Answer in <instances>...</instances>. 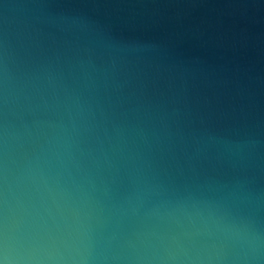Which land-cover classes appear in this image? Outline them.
<instances>
[{
    "label": "clouds",
    "instance_id": "clouds-1",
    "mask_svg": "<svg viewBox=\"0 0 264 264\" xmlns=\"http://www.w3.org/2000/svg\"><path fill=\"white\" fill-rule=\"evenodd\" d=\"M162 50L0 0V264H264V101L206 121Z\"/></svg>",
    "mask_w": 264,
    "mask_h": 264
},
{
    "label": "water",
    "instance_id": "water-1",
    "mask_svg": "<svg viewBox=\"0 0 264 264\" xmlns=\"http://www.w3.org/2000/svg\"><path fill=\"white\" fill-rule=\"evenodd\" d=\"M87 4L89 13L113 32L161 43L163 50L150 58L187 82L190 100L206 121L242 119L238 93L251 92L264 101V0Z\"/></svg>",
    "mask_w": 264,
    "mask_h": 264
}]
</instances>
